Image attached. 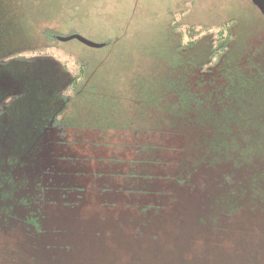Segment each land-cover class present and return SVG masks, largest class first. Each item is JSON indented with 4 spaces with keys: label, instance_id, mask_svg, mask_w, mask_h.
I'll return each mask as SVG.
<instances>
[{
    "label": "rangeland",
    "instance_id": "rangeland-1",
    "mask_svg": "<svg viewBox=\"0 0 264 264\" xmlns=\"http://www.w3.org/2000/svg\"><path fill=\"white\" fill-rule=\"evenodd\" d=\"M6 1L0 181L17 190L0 201V264H264V16L250 0ZM75 32L107 46L56 40Z\"/></svg>",
    "mask_w": 264,
    "mask_h": 264
},
{
    "label": "trees",
    "instance_id": "trees-1",
    "mask_svg": "<svg viewBox=\"0 0 264 264\" xmlns=\"http://www.w3.org/2000/svg\"><path fill=\"white\" fill-rule=\"evenodd\" d=\"M7 2V5L9 6L10 4H13V2L14 3H18L19 4V7L20 8H22V9H24L27 5V3H29V2H31L30 0H8V1H6ZM33 3V2H32ZM25 20H27L28 21V23H30L31 22V20L30 19H27V18H25ZM170 26H173L172 24L170 25ZM172 29H175L174 27H172ZM188 29H190L191 30V32H193V30H195V29H193V28H188ZM199 30H201V29H199ZM222 32V31H221ZM48 34V35H53L52 33H50L49 34V32H48V30L47 31H45L44 32V34ZM75 34H78V35H80V36H82V37H84L83 35H81V34H79V33H74V34H71V35H75ZM194 34L195 35H199L200 34V31H194ZM220 34H222V33H220ZM47 35V36H48ZM67 36H70V35H67ZM85 38V37H84ZM225 39V38H224ZM224 42H226V39L224 40ZM80 44V43H79ZM101 44H104V43H101ZM191 44H193V43H191ZM181 45V44H180ZM107 46V44L105 43L104 44V47L103 48H105ZM180 48H181V46H180ZM223 49H224V45H223V47H221V48H219V49H217V51H219V52H217V51H214L213 49L211 50V52L209 53V59H208V61H207V64L206 65H204V69H205V67H208L209 65L211 66V63H215V61L216 60H218L219 58H220V56L222 55V52H223ZM79 72V74H78V78L80 79V78H82V76L85 74V72H86V68H85V66L83 65V64H78V70H77V72H76V74ZM73 74V73H72ZM76 74H74L73 75V77L70 79L71 81H70V86L68 87V88H70V90L72 91V94H70V97L72 98V99H74L75 98V96H76V94H77V88H78V86L77 87H75L76 85H77V79L75 78V76H76ZM78 79V80H79ZM45 132V131H44ZM42 137H44V134H42L41 135ZM258 150V149H257ZM48 151V150H47ZM44 153H46V152H44ZM258 154V153H257ZM28 156V155H27ZM15 163V162H14ZM14 163H13V166H14ZM248 167H249V165H250V162H244ZM244 164V165H245ZM97 176H96V174H93L92 175V179H94V178H96ZM135 179H140V180H142L143 181V179H141V178H135ZM1 180V179H0ZM3 180H5V179H3ZM10 180H13L11 177H10ZM4 182V183H3ZM3 184V185H2ZM11 184H12V182H10L9 180H7V181H0V185H2V187H0V201H6V202H9V201H11L10 199L12 198V197H14V192H15V190H17V188H16V186L14 185H12L11 186ZM38 184V185H37ZM36 185H28V187H19V189H24L25 190V188L26 189H30L31 191H37V188L38 189H40V183H37ZM201 185L205 188V190H204V188L203 189H201V188H199V189H195V190H191V191H189L187 194H188V196L189 197H191V198H193V196H196V195H200V194H203L204 195V193H200L199 192V190H204L205 191V193H206V189H207V187H205V183L204 182H201ZM74 186H75V184H74ZM16 188V189H15ZM72 188V187H71ZM78 188H79V191H76L75 189H71V192L73 191V192H78V194H81L82 192L83 193H85L84 191L86 190L85 188H81V187H79L78 186ZM95 189L94 191L95 192H101V193H104L105 191H103L104 189H107L106 187H104V188H97L96 187V185L95 184H93L92 185V188L91 189ZM82 190H84V191H82ZM58 191V190H57ZM195 191H197V192H195ZM60 192L62 193L61 195L63 196L64 194L63 193H69L70 192V190L69 191H66V190H60ZM199 192V193H198ZM196 194V195H195ZM107 208H109V207H107ZM106 208V209H107ZM128 208H130V209H132V207H128ZM228 210V209H227ZM232 212H230V213H228V214H231ZM212 217H210V216H208L207 218H204V217H200L199 216V221H200V223L201 224H205V223H207V222H209L208 223V225H209V227H217V226H219V225H221V224H223V221L222 220H217V221H210V219H211ZM224 221H226L227 223L226 224H228L229 222L227 221V220H224ZM214 222H221V224L219 223V224H217L216 225V223H214ZM224 229H225V226L223 227ZM222 228V229H223ZM228 228V227H227Z\"/></svg>",
    "mask_w": 264,
    "mask_h": 264
},
{
    "label": "water",
    "instance_id": "water-1",
    "mask_svg": "<svg viewBox=\"0 0 264 264\" xmlns=\"http://www.w3.org/2000/svg\"><path fill=\"white\" fill-rule=\"evenodd\" d=\"M252 4H254V6H256L258 8V10L260 11L261 15H264V0H250ZM56 40L60 43H67V42H72V41H77L78 43H80L81 45H84L86 48H90V49H94V50H99L102 49L104 47V44H95L93 42H91L90 40H86L84 37L75 34V35H70V36H58L56 38Z\"/></svg>",
    "mask_w": 264,
    "mask_h": 264
},
{
    "label": "flooded vegetation",
    "instance_id": "flooded-vegetation-1",
    "mask_svg": "<svg viewBox=\"0 0 264 264\" xmlns=\"http://www.w3.org/2000/svg\"><path fill=\"white\" fill-rule=\"evenodd\" d=\"M250 2H251V1H250ZM251 4H252V3H251ZM253 6H254V4H253ZM254 7L258 10V8H257L256 6H254ZM258 12H259V14H261L259 10H258ZM263 16H264V15H263Z\"/></svg>",
    "mask_w": 264,
    "mask_h": 264
}]
</instances>
